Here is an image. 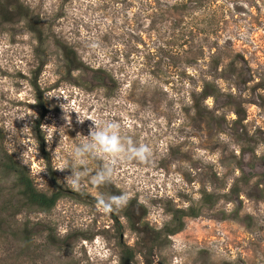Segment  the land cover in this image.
<instances>
[{"label":"rangeland","instance_id":"374dc122","mask_svg":"<svg viewBox=\"0 0 264 264\" xmlns=\"http://www.w3.org/2000/svg\"><path fill=\"white\" fill-rule=\"evenodd\" d=\"M19 1L44 43L26 20L0 18V162L71 196L9 219L0 264H120L123 242L149 264L153 244L124 215L133 201L155 230L175 209L200 210L151 264H264V0ZM103 133L119 153L102 149ZM12 182L0 168V190ZM121 195L120 209H97Z\"/></svg>","mask_w":264,"mask_h":264},{"label":"trees","instance_id":"16d2710c","mask_svg":"<svg viewBox=\"0 0 264 264\" xmlns=\"http://www.w3.org/2000/svg\"><path fill=\"white\" fill-rule=\"evenodd\" d=\"M0 18L4 23L26 20L28 29L36 35L40 45H43V32L39 27L40 20L36 17L34 18L30 10L23 6L19 0L0 1ZM61 50L64 54L69 73L78 71L82 68L81 61L75 51L66 47ZM46 63V61L42 62L40 71ZM210 95L209 92H205V97ZM45 113L46 111L42 113L41 117H44ZM0 168L7 176L13 177L11 186L0 190V229H4V227L8 225L9 219L20 215L25 210L35 209L49 212L55 208L62 198L71 196V193L63 189H58L51 194L40 191L27 169L9 155L2 157ZM215 200L216 198L214 195L205 193L202 197L201 205L202 207L213 206ZM135 208H137L138 212L140 211L137 219L134 213H132V210ZM124 215L128 219L131 229L140 235L142 240H147L153 244H151L152 248L151 251H149V257H147V262L151 264V256H153L151 255L152 249H155V246L158 247L161 245L163 239L166 240L170 236L181 233L186 226L185 219L198 218L200 216V210L195 207L189 210L175 209L172 213L173 218L171 223L161 230L152 229L148 227V225L142 223L143 219L146 217V211L137 206V202L135 201L129 205ZM121 248L120 264H134L139 253L136 248L126 245L124 242L121 244Z\"/></svg>","mask_w":264,"mask_h":264},{"label":"clouds","instance_id":"9594fccd","mask_svg":"<svg viewBox=\"0 0 264 264\" xmlns=\"http://www.w3.org/2000/svg\"><path fill=\"white\" fill-rule=\"evenodd\" d=\"M98 144L102 149L109 153H119L121 149L120 141L118 136L109 135L107 133L100 134L96 137ZM134 156L140 161H145L149 154H151V148L147 145H141L139 149H134ZM128 202V197L126 195H121L119 197H112L109 201L98 200L97 209L103 211L104 213H110L114 210H118L125 206Z\"/></svg>","mask_w":264,"mask_h":264}]
</instances>
